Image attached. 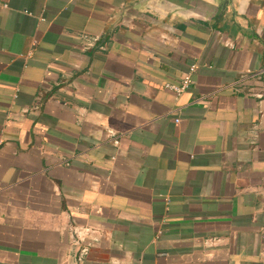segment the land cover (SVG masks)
<instances>
[{"label": "crops", "instance_id": "0c3cea01", "mask_svg": "<svg viewBox=\"0 0 264 264\" xmlns=\"http://www.w3.org/2000/svg\"><path fill=\"white\" fill-rule=\"evenodd\" d=\"M0 264H264V0H0Z\"/></svg>", "mask_w": 264, "mask_h": 264}, {"label": "built area", "instance_id": "2783aa9c", "mask_svg": "<svg viewBox=\"0 0 264 264\" xmlns=\"http://www.w3.org/2000/svg\"><path fill=\"white\" fill-rule=\"evenodd\" d=\"M79 37L80 46L83 50L91 49L96 46L100 48L103 47L102 44L98 43L100 39V36L98 34L80 32ZM195 66V63L189 64L178 82L165 81L163 83V86L172 90L176 94L181 93L192 82V73L195 69ZM69 231L71 234V241L79 246V252L81 256L87 254L90 247L100 240L102 233V229L99 226L92 224H78L75 222H72L70 224Z\"/></svg>", "mask_w": 264, "mask_h": 264}]
</instances>
